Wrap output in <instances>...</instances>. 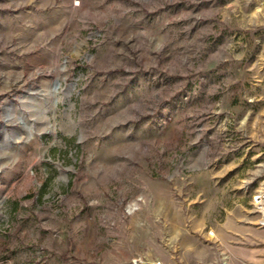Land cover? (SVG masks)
<instances>
[{
	"label": "rangeland",
	"instance_id": "1",
	"mask_svg": "<svg viewBox=\"0 0 264 264\" xmlns=\"http://www.w3.org/2000/svg\"><path fill=\"white\" fill-rule=\"evenodd\" d=\"M264 0H0V264H264Z\"/></svg>",
	"mask_w": 264,
	"mask_h": 264
},
{
	"label": "built area",
	"instance_id": "2",
	"mask_svg": "<svg viewBox=\"0 0 264 264\" xmlns=\"http://www.w3.org/2000/svg\"><path fill=\"white\" fill-rule=\"evenodd\" d=\"M253 205L256 211L260 214V225L264 226V191H261L254 196ZM154 264H161V263L156 262ZM221 264H227V262L223 261Z\"/></svg>",
	"mask_w": 264,
	"mask_h": 264
}]
</instances>
